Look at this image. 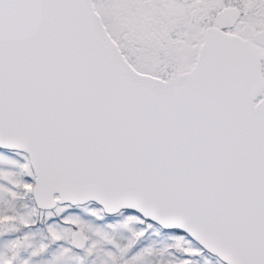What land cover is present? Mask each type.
Here are the masks:
<instances>
[{"label": "snow or ice", "instance_id": "6c2138e0", "mask_svg": "<svg viewBox=\"0 0 264 264\" xmlns=\"http://www.w3.org/2000/svg\"><path fill=\"white\" fill-rule=\"evenodd\" d=\"M0 264H264V0H0Z\"/></svg>", "mask_w": 264, "mask_h": 264}]
</instances>
